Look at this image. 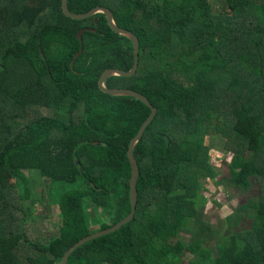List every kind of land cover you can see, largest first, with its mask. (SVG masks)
Instances as JSON below:
<instances>
[{
    "label": "trees",
    "instance_id": "obj_1",
    "mask_svg": "<svg viewBox=\"0 0 264 264\" xmlns=\"http://www.w3.org/2000/svg\"><path fill=\"white\" fill-rule=\"evenodd\" d=\"M67 2L74 15L108 9L137 37L134 75L104 84L141 93L156 114L133 150V219L66 264H185L186 254V264H264V0ZM133 63L132 42L104 14L76 21L62 0H0V264H61L92 233L87 220L99 231L131 212L128 148L151 108L98 82ZM207 140L232 155L224 182L244 194L257 186L214 241L216 257L202 209L218 174ZM34 177L48 196L40 213L58 208L43 235L27 227Z\"/></svg>",
    "mask_w": 264,
    "mask_h": 264
},
{
    "label": "rangeland",
    "instance_id": "obj_2",
    "mask_svg": "<svg viewBox=\"0 0 264 264\" xmlns=\"http://www.w3.org/2000/svg\"><path fill=\"white\" fill-rule=\"evenodd\" d=\"M209 140V139H208ZM207 140V144L212 145L211 149V163L218 172L217 177L213 181H207L202 189L201 194L206 197L204 207V220L206 226L209 227V240L206 244L211 248V256L216 257V249L214 247V241L219 240L221 237L226 236L229 233L228 227V217L231 216L239 205L247 202L249 196L255 195L257 192V186L250 190L249 193L244 194L241 191L231 188L226 182L225 178L229 177V165L232 160V155L225 152L222 149L220 143L215 141ZM37 179V177H34ZM38 180V181H37ZM33 182L30 188V193L32 194V201L28 204L31 208L32 222L29 223L28 230H35L39 235L47 234L48 232L54 231L55 223L58 220V208L56 205H49V210L44 217V213H40L44 206H47L48 196L45 189V185L37 179ZM27 205V203H26ZM43 214V215H42ZM87 225L92 232L98 230V226L92 220H87ZM250 225V220L245 218L240 221L239 224L234 225L233 231H237L239 228L248 227ZM199 229V228H198ZM191 237V236H187ZM211 245V246H210ZM184 263L192 258L190 255L186 254L184 256Z\"/></svg>",
    "mask_w": 264,
    "mask_h": 264
},
{
    "label": "water",
    "instance_id": "obj_3",
    "mask_svg": "<svg viewBox=\"0 0 264 264\" xmlns=\"http://www.w3.org/2000/svg\"><path fill=\"white\" fill-rule=\"evenodd\" d=\"M67 3H68L67 0H62V11L66 17H68L72 20L81 21V20L91 18L96 14H104L106 16L108 25L111 28V30L114 33H116L122 37L128 38L132 42L133 47H134V63H133L132 68L129 71H123L120 69H108L100 77L98 85H99V88L101 89V91H103L104 93L114 95V96H122V95L132 96V97H135V98L141 100L142 102H144L146 105H148L151 108V113H150L149 117L146 119V121L140 127L136 136L131 140V142L129 144V148H128V157H129V161H130L131 169H132L131 179H130V190H129L131 212L129 213V215H127L124 219H122L121 221L116 223L114 226H112L108 229H103V230L92 232L89 235L78 240L76 243H74L71 247H69V249H67L64 252V254L61 258V264H66V260H67V257L69 256V254L73 250H75L77 247H79L80 245L84 244L85 242H87L89 240L97 238L99 236L106 235L109 233H114V232L118 231L119 229H121L125 224H127L129 221H131L133 219V217L135 215V211H136V204H137L136 184H137V179H138V175H139V167H138L137 160L134 156L133 150H134L136 143L139 141V139L143 135L144 130L146 129V127L149 125V123L152 121V119L154 118V116L156 114V108L153 107L151 105V103L149 102V100L144 95H142L141 93L136 92V91L131 90V89H125V88L109 89L104 84L105 80L110 76L115 75V76L129 77V76L134 75V73L137 70L138 62H139V42H138L137 37L134 34H132L131 32L119 28L113 19V15L111 14V12L108 9L95 8V9L91 10L90 12H88L84 15H74L68 11ZM82 33H83V31H81L78 34V38H81Z\"/></svg>",
    "mask_w": 264,
    "mask_h": 264
}]
</instances>
